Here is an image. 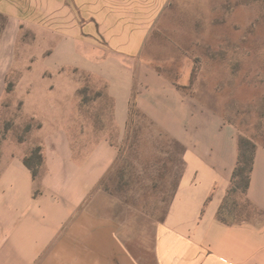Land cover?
Returning <instances> with one entry per match:
<instances>
[{
	"label": "crops",
	"instance_id": "obj_1",
	"mask_svg": "<svg viewBox=\"0 0 264 264\" xmlns=\"http://www.w3.org/2000/svg\"><path fill=\"white\" fill-rule=\"evenodd\" d=\"M66 1L0 0V16L18 18L19 26L44 25L43 18L56 16L63 27L70 12ZM168 3L74 0V39L115 66L89 70L108 83L120 129L126 128L135 86L130 66L143 60L139 54L151 34L162 31ZM144 78L137 107L186 144L184 172L149 239L131 232L123 204L99 187L118 157L114 141L104 137L79 150L81 142L65 132H41L39 176L24 163L27 154L0 155V264H264V143L256 142L248 190L234 191L253 211L247 219L226 221L222 209L238 159L235 132L220 122L213 128L197 122L185 108L179 115L177 100L163 97L166 80L153 72ZM190 117L198 142L179 133ZM146 239L150 244L143 245Z\"/></svg>",
	"mask_w": 264,
	"mask_h": 264
},
{
	"label": "rangeland",
	"instance_id": "obj_2",
	"mask_svg": "<svg viewBox=\"0 0 264 264\" xmlns=\"http://www.w3.org/2000/svg\"><path fill=\"white\" fill-rule=\"evenodd\" d=\"M66 3L63 27L56 16L43 18L44 25L20 26L18 18L0 16V155L31 154L41 132H65L81 142L79 150L110 138L118 157L99 187L123 204L131 232L149 239L184 172L186 144L137 107L144 74L166 80L163 97L177 100L179 115L185 108L197 122H220L235 132L237 144L240 136L264 143V0H170L162 31L151 34L139 54L143 60L130 66L135 86L125 129L118 128L108 83L89 70L115 66L74 39V0ZM190 120L180 123L179 133L198 142ZM31 164L39 176L36 155ZM243 181L231 185L222 209L226 221L247 219L253 211L234 192ZM147 239L141 243L150 244Z\"/></svg>",
	"mask_w": 264,
	"mask_h": 264
},
{
	"label": "trees",
	"instance_id": "obj_3",
	"mask_svg": "<svg viewBox=\"0 0 264 264\" xmlns=\"http://www.w3.org/2000/svg\"><path fill=\"white\" fill-rule=\"evenodd\" d=\"M251 149L250 156H247V151ZM257 149V144L246 138L245 136H240V139L238 140V159L237 163L233 172L232 176V184L236 182L238 178L243 177V185L241 187L236 186V188L242 190L243 192H246L250 185V178L254 167V158H255V152ZM34 155H36L38 159V166L41 167L43 163V155H42V148L38 146L36 150H33L31 154L26 155L24 157V163L32 170L34 177L38 176L37 169L33 168L31 161L34 158ZM244 173L246 175L244 176ZM233 190V186H232ZM35 194H38V191L36 190Z\"/></svg>",
	"mask_w": 264,
	"mask_h": 264
}]
</instances>
